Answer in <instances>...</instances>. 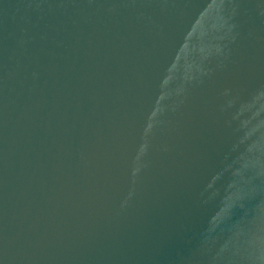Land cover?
<instances>
[{"label":"water","instance_id":"water-1","mask_svg":"<svg viewBox=\"0 0 264 264\" xmlns=\"http://www.w3.org/2000/svg\"><path fill=\"white\" fill-rule=\"evenodd\" d=\"M0 264H264V0H0Z\"/></svg>","mask_w":264,"mask_h":264}]
</instances>
